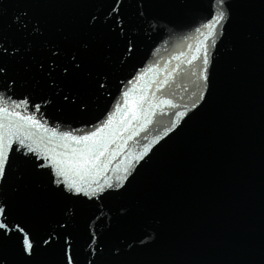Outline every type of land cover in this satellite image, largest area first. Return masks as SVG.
<instances>
[{
  "label": "water",
  "instance_id": "95a60500",
  "mask_svg": "<svg viewBox=\"0 0 264 264\" xmlns=\"http://www.w3.org/2000/svg\"><path fill=\"white\" fill-rule=\"evenodd\" d=\"M0 224V264H264V0H0Z\"/></svg>",
  "mask_w": 264,
  "mask_h": 264
},
{
  "label": "snow or ice",
  "instance_id": "6c2138e0",
  "mask_svg": "<svg viewBox=\"0 0 264 264\" xmlns=\"http://www.w3.org/2000/svg\"><path fill=\"white\" fill-rule=\"evenodd\" d=\"M77 143H80V141H77ZM102 154V153H101ZM67 163L66 161H58L57 162V168L60 175H65L66 172L63 167H61L62 164ZM4 227V225L0 224V228ZM28 247L30 248L31 245L29 244Z\"/></svg>",
  "mask_w": 264,
  "mask_h": 264
}]
</instances>
